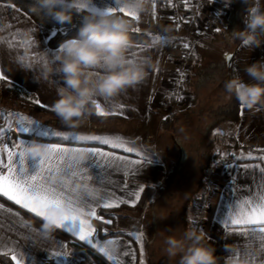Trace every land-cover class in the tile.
Wrapping results in <instances>:
<instances>
[{"label":"crops","instance_id":"crops-1","mask_svg":"<svg viewBox=\"0 0 264 264\" xmlns=\"http://www.w3.org/2000/svg\"><path fill=\"white\" fill-rule=\"evenodd\" d=\"M218 3L225 4L226 13H223L227 18L228 1L210 0L209 6H216ZM90 6L104 9L115 7L116 4L115 0H92ZM254 7L264 10V0H255ZM84 10L89 12L88 8ZM212 12L217 19V22L215 20L214 22H216V30L218 31V28L225 25V21L220 19L217 11L214 13L213 10ZM167 17L169 16L161 10L160 0H150L149 11L139 16V19H135L143 22L144 30L154 35L155 41L149 45L131 44L127 51V57L135 59V61L148 59L151 67L148 68V75L145 80L128 88L119 96L97 98L105 111L117 113L108 115L114 116V118L100 122L98 131L104 130L107 123L113 121H141L142 127L144 126L143 130L147 132L146 138L152 137V133H148L150 125L155 122L152 115H156L157 121L160 122L161 117L155 112L162 105L171 89V78L178 64L172 70L160 67V65L163 63L165 66L167 63H171V60H175L174 62L177 63L180 55V51L172 44L166 54L162 52L165 49V38L168 36L167 28H170ZM180 29L183 35L176 36V38L184 42H192L198 35L200 36L199 33L194 34L185 26L180 27ZM213 31L205 35L211 37ZM51 35V30L34 24L19 9L10 4L0 3V73L7 77L5 81L16 84L32 94L37 109L45 113L51 110L54 101L57 99V89L62 86L61 74L56 71L48 74L45 78L46 68L51 66L55 69L59 63L55 56L61 53L58 48L62 44L57 48L48 47L47 40ZM157 37L161 39L158 40ZM260 38L264 40V33L260 34ZM242 44L240 40H237L238 50L235 47V49L230 47L229 66L235 70L233 77L237 75L241 77L240 66L244 59L241 53L245 49V44ZM194 52L200 57L195 48ZM252 53L249 64L264 59V45L252 49ZM96 71L103 72L104 70L97 69ZM244 81L246 83L253 82L250 81V78H246ZM183 89L180 91L183 103H177V107L180 109L192 107L196 103L193 92L188 91L189 89L185 91ZM120 105L123 107H119ZM51 131L57 132L58 130L54 128ZM4 132L9 133L11 137L5 144L8 145L10 151L16 153L20 149L14 147L15 144H18L21 139L31 140L21 137L18 131L8 130ZM0 133H2L1 130ZM234 136L237 150L232 152L229 161L215 163L212 168V176L215 178L218 187L210 197L204 224L200 230L207 233V243L215 247V254L218 258L217 264H264V233L259 232V228L264 226L232 225L230 223V218H237L242 207L244 211H247L248 207L259 204L261 197H264V184L261 183L260 171L264 169V107L253 111L240 105V120L234 130ZM70 141L87 143L88 145L52 144L73 150L81 149L80 152L73 151L69 155L87 162L90 166L83 168L81 175L74 177L58 176L55 179L72 181L70 188L75 190L79 206L85 213L83 218L91 224L92 228L94 218L87 215L91 209L97 212L98 209L135 205L139 200L136 199L135 194L139 193L140 197L142 193L140 189H144L146 186L160 187L171 168L161 160L113 149L96 141ZM5 144L0 146V160L7 163V153L2 151ZM90 148L115 153L125 157L126 160L117 162L116 166L105 167L106 158L96 156L94 158L95 163L91 164L88 162L93 159L88 152ZM17 158L14 157V160ZM129 160L140 161V163H128ZM145 161H151V163ZM28 163L31 166L32 161L29 160ZM96 164H99V167ZM25 166L28 167L27 164ZM3 174H7L6 168L3 169ZM0 197L10 202L0 200V255L8 256L12 264H17L16 260L12 259L13 256H16L21 264H45L46 262L79 264L78 255L70 247V242L73 241L90 248L99 257L98 259L106 264H148L146 251L148 237L143 232L138 235L141 237L140 240L134 237L127 239L121 236L101 239L94 232L92 239L97 247L93 248L68 232L67 227L56 228L51 233L46 234L42 229V222H44L42 218L36 217L35 213L16 204L15 201L2 194ZM247 200H251L253 204L244 206V201ZM106 203L118 204V206L104 207L103 205ZM120 214L121 217H118L117 220L130 216L126 212ZM253 228L256 231H253ZM116 229L130 235L128 226L123 228L116 223ZM153 231L156 233L157 230L154 229ZM179 233L180 230H178ZM157 237L149 240L150 250L163 247L161 245L163 238L159 237L160 240L157 241ZM101 247L106 248L112 259L99 251ZM55 252H67L68 256H52L51 254ZM149 253L156 264H160L162 261L168 263V259H162L161 256L156 258L153 252L149 251ZM172 263L177 264L176 259L170 264Z\"/></svg>","mask_w":264,"mask_h":264},{"label":"clouds","instance_id":"clouds-1","mask_svg":"<svg viewBox=\"0 0 264 264\" xmlns=\"http://www.w3.org/2000/svg\"><path fill=\"white\" fill-rule=\"evenodd\" d=\"M130 13L138 17L149 11L150 0H117ZM92 0H35L33 10L43 12L59 24L73 21L74 15L87 9ZM245 28L230 35L252 49L264 45V10L247 9ZM133 24L127 17L110 12L107 8H94L84 15L77 34L62 43L63 51L55 57L57 67L46 68L45 78L53 71L61 74L62 86L52 108L58 120L68 127H78L97 113L98 97H117L130 87L141 83L148 75V59L130 61L127 51L132 44ZM103 68V72L97 69ZM246 83L238 75L225 81L227 97H235L248 110L264 107V59L249 64ZM50 145L30 142L26 151L34 158L48 154ZM68 209L49 207L42 229L46 234L57 228ZM164 218V217H160ZM164 235L162 252L170 260L179 257L177 264H217L215 247L207 243V233L195 227H185L177 235Z\"/></svg>","mask_w":264,"mask_h":264},{"label":"rangeland","instance_id":"rangeland-1","mask_svg":"<svg viewBox=\"0 0 264 264\" xmlns=\"http://www.w3.org/2000/svg\"><path fill=\"white\" fill-rule=\"evenodd\" d=\"M205 4L207 5L208 10L207 12L206 11L204 12V15H208V14L210 15L214 10V13L216 11L218 12V15L220 16V19L222 21H226V17L224 16V13H226L225 4L218 3L216 4V6H211V7L209 6V3H205ZM167 20L170 21V18L167 17ZM244 28H245L244 25L240 23H236L229 30L225 31L222 34L217 33L213 37H209V35H204V36L198 35V37L192 40V42L187 43L191 46L193 52H194V48L199 52L201 57L200 60L201 65H200V70L197 71V74H199V76L198 75L195 76V79L197 80L195 79H193V81L190 80L191 85L193 84L191 86L192 89L188 90L187 86L188 85L190 86L189 80L183 81L182 89L184 88L183 89L184 91L185 90L191 91L197 94L198 96L196 99L197 104L193 105L192 107V112L190 113L189 116L188 125L182 127V130L180 129L179 132L165 131L164 129H162L159 125V122L157 121L156 115H152V118H155V122H153L152 125H150V129L148 132V133H152V137H147V138H146L147 132L143 130L144 126L142 127L141 121L138 122L120 121V120L113 121L111 123H107V127L104 130L98 131L100 122L92 121V119L90 118L85 122H83L82 124H80L78 127H68L66 125H63L58 120L56 115H53L48 112L47 113L40 112L37 109L36 105L30 100V98L24 99L23 97H17L16 95L9 92L6 86L4 85L0 86V130L2 132L8 130L18 131L17 120L20 116H22L34 122H39L40 125L46 126L49 130L55 128L58 131H63L65 135H68L69 140H73L71 138L72 136H77V137L118 136L121 137L123 141L127 142V146L133 147L135 149V151L132 153H135L143 157L158 159L159 161L161 160L167 163L168 167L177 168V171L179 170V172H181L183 177L176 178V176L179 177V175L178 173L177 175L175 174L176 175L175 179L173 180V183L171 185L172 190L169 189L171 193L164 194L163 196L158 197L155 203L153 204V206L150 207V209L146 210L143 215H138L130 211H122V212H126L127 214H130V216L128 217L129 219L120 218L117 220L118 217H121L120 213L122 212H120L116 216L117 225L123 228H127L128 226L131 237L137 239L139 233L143 232L148 237L147 238L148 243L146 244L148 245L149 248V242H150L149 240H152L153 237L158 236L156 238V240L158 241L160 240L161 237L163 238L164 235L172 234L171 230L175 229L176 227V222H175L177 219L176 214L180 210V205L185 200L186 195L189 194L188 193L189 188L193 189L195 185L194 184L195 177L193 171L194 170L197 171L195 165L197 163V160L201 156V155L197 156V154H195V152L199 150L197 149V147L201 146L203 142L212 139L216 135L220 136L222 134H228V133L230 134L233 131V129H236V127L233 128V126L227 127L226 124L222 122L217 123V121H214L213 119L208 117L209 115L208 113L209 110L215 109L225 100L226 93L224 91V86L218 88L217 84L219 80H222L223 72L224 74L230 73L229 80L232 79L234 76L235 70L232 68V66L227 67L226 60H227V56L231 52V49L233 48L232 46L235 45L238 39L233 38L230 34L235 30H243ZM218 30H220V28H218ZM167 35L168 36H166L165 38V49L162 51L163 54H166L168 52L167 50L169 46L173 43V41L176 39V36H182L183 32L180 28L174 31L170 27L167 28ZM154 41H155V36H154ZM183 43L186 42L183 41ZM184 47L186 51L187 48L186 46ZM230 47L232 48L230 49ZM241 54L244 57L243 59L244 61L242 60L241 62L240 75L242 79L245 80L246 78H249L245 73L244 69L249 65L251 61L252 58L251 56L253 54L252 48L245 45V49ZM181 56L182 54L180 53L177 63L174 62L175 60H171L170 61L171 63H167L165 66H163V63H161L160 67L161 66L166 67L169 68L170 70L176 68V65L179 64V60ZM176 70H174V72ZM187 76L189 79L188 72H187ZM171 79L173 80V77ZM195 82H197L196 86L194 84ZM211 90H214V92H217V94L212 99H209L205 95V93ZM180 91L181 89L178 90L179 95H178L177 103H183ZM218 93L220 96L218 95ZM218 96L220 99H218V101H215ZM165 101L166 100L163 101L162 105L155 112L160 115L161 119L165 117V115L171 112L172 110L170 109V107L164 106ZM10 113H14L18 115H9ZM33 127L35 126L33 125ZM77 140L79 139H75V141ZM218 142L219 141H217V143ZM118 150H123V149H118ZM222 154H228V157L230 158L232 152L230 151L228 152L224 150L222 151L221 155ZM212 171L211 174L207 178H205V180H207L209 177H212ZM178 183L179 184L189 183V185L187 186L177 185ZM204 196H205V189L202 199H206L204 198ZM195 214L196 212H194L193 215L194 218H195ZM160 217H164V218H160ZM154 229L155 231L157 230L156 233H154L153 231ZM178 259L179 257L176 258L177 262ZM161 264H165V263L161 262Z\"/></svg>","mask_w":264,"mask_h":264},{"label":"trees","instance_id":"trees-1","mask_svg":"<svg viewBox=\"0 0 264 264\" xmlns=\"http://www.w3.org/2000/svg\"><path fill=\"white\" fill-rule=\"evenodd\" d=\"M210 0H204L205 3H209ZM228 1V16L225 21V25L220 27V30H214L213 37L215 34L219 33L222 34L225 31L229 30L232 26H234L236 23H240L242 25H245V17L247 15V9H251L255 6V0H227ZM0 3H6L14 6L15 8L22 11L26 16L30 18V20L45 29L51 30L52 35L47 40V45L49 48H57L60 46L63 42L67 41L68 39L74 37L78 29L80 27L81 19L84 15H87L89 12L82 10L80 12H77L74 15L73 21L71 23L67 24H59L56 22L52 17L46 15L43 12H38L33 10V5L35 3V0H0ZM120 15L125 16L122 13H117ZM210 16L217 22L216 16L213 14V12L210 14ZM127 17L129 20H131L133 24V29H139L138 32L132 31L130 33L132 44H142V45H149L154 42V36L152 34L147 33L144 30V24L143 22H140L138 20H135L133 18ZM215 22V24H216ZM172 45L177 48L181 54L185 52V45L186 43H183L182 40L176 38ZM236 46V43L234 46ZM188 74L189 79L187 81L195 79V76L197 74V71L200 70V57L195 52H191V55L189 56L188 61ZM224 77H223V75ZM222 80L218 81L217 87L221 88L224 86L225 81L229 80V74L222 73ZM197 80V79H195ZM190 81V86L188 85V89H192ZM195 82V86H196ZM6 86L7 90L11 92L12 94L16 95L17 97H23L24 99L27 98L35 104L34 102V96L28 92H26L23 88L20 86L7 82L5 80H0V86ZM183 84L179 86L180 89H182ZM194 91V90H193ZM209 93V94H208ZM217 92H214V90H211L209 92H206L205 95L212 99L214 96H216ZM219 95V93H218ZM193 96L197 99V94L193 93ZM220 96V95H219ZM219 96L216 98L215 101H218ZM165 100L168 101V107H170L171 112L165 115L160 122L159 125L162 129L165 131H175L179 132V130H182V127H185L189 123V116L192 112V107H186L183 109H180L177 107V101L170 96L169 92L166 95ZM197 104L196 103L194 105ZM48 113H51L53 115L54 112L52 110H48ZM208 117L213 119L214 121L222 122L226 124V126H233V128L237 127L239 120H240V104L235 99V97H232L229 99L227 97V94L225 96V100L218 105L215 109L209 110ZM212 115V116H210ZM114 116H98L97 114L91 117L92 121L96 122H102L108 119H112ZM210 120V119H209ZM222 125V124H220ZM234 130L229 134H222L220 136H214L212 139L203 142L201 146H198V151L195 152L197 156L199 157V161L197 160L196 163V170L193 171L195 180H194V187L193 189L189 188L188 195H186L185 200L180 205V210L177 212V219H176V227L177 230L176 234H178V230H180V233L184 230L185 227H194V212H196L197 205L201 202L203 198V193L205 189V183L207 178L212 171V168L215 164V162L220 157L222 151H230L235 152L237 150V144L235 142L234 138ZM34 134H24L23 137L27 139H32ZM22 137V136H21ZM220 138V139H219ZM219 139V140H218ZM217 141H219L217 143ZM47 143H57V144H70V145H88L87 143H81V142H74L70 141L69 139L64 140L61 137L52 136L48 137L46 140ZM217 143V144H216ZM178 173L179 177L176 176ZM176 174V175H175ZM176 178H181L183 175L179 170L177 171V168H171L162 185L158 188H153L151 186H146L144 188V191H142L140 198L138 202L133 206H119L117 208L112 209H98L96 212L97 217L99 219L94 218L92 220V226L95 229V234L98 238L104 239L112 236H121L127 239H131V236L124 232L116 229V216L122 212V211H130L133 213H136L138 215H142L146 210L150 209V207L153 206L156 199L158 197L163 196L164 194L171 193L169 191L172 190V183L173 180ZM185 178V177H184ZM177 185H183L187 186L189 183H183V184H177ZM192 185V184H190ZM0 200L10 203L8 200L0 197ZM34 217V216H32ZM35 218V217H34ZM36 220H39L38 218H35ZM110 220L111 223H105L104 221ZM40 221V220H39ZM42 222V221H40ZM43 223V222H42ZM173 229V230H175ZM200 230V229H199ZM179 233V234H180ZM178 234V235H179ZM162 245V244H161ZM70 247L73 249V251L78 255L79 257V264H106L105 262H102V260H99L98 256L88 247L83 246L81 244H78L76 242H70ZM146 251H147V263L148 264H156V261L151 256L150 252H153L154 257L158 258L161 256L162 259H168L162 252L161 248H153V250H150L148 248V245L146 244ZM168 259V263L170 264ZM173 261V260H172ZM0 264H12L11 260L8 256L0 255ZM45 264H53L46 262ZM161 264V263H160ZM173 264V263H172Z\"/></svg>","mask_w":264,"mask_h":264},{"label":"snow or ice","instance_id":"snow-or-ice-1","mask_svg":"<svg viewBox=\"0 0 264 264\" xmlns=\"http://www.w3.org/2000/svg\"><path fill=\"white\" fill-rule=\"evenodd\" d=\"M115 7H108L110 12H121L133 19H139L135 13H130L120 3L115 0ZM91 5V4H90ZM89 5L88 11H93L95 7ZM132 31L138 32L139 29H133ZM156 39H161L157 37ZM187 47V45H185ZM58 51H63L62 45L58 48ZM56 57V56H55ZM135 61V59H129ZM104 70L103 68H100ZM0 80H7V77L0 73ZM119 107H123L120 105ZM241 107H243L241 105ZM97 115L108 116L115 115L116 112L105 111L101 107V103L97 104ZM53 111V108H51ZM9 115H18L10 113ZM33 125L35 127H33ZM17 129L20 136L24 134L34 133L31 140L21 139L18 144L14 147L20 149L18 153L10 151L8 145L5 144L2 151L7 153V163L0 160V194L7 197L10 200L15 201L16 204L21 205L23 208L28 209L30 212L35 213L36 217L46 219V209L49 207H64L68 209L64 218L57 223V229H63L67 227V231L77 236L80 241L91 245L93 248L97 247V244L93 242L92 236L95 229L91 227L83 217L85 213L79 206V200L74 189L70 188L72 181L64 179H55V177H74L82 174L83 168H87L90 165L79 159H76L69 155L70 152H80L81 149H68L60 147L57 144L46 143V140L50 136L62 137L64 140L69 139L68 135H65L63 131L52 132L46 126L40 125L39 122H34L26 117L20 116L17 120ZM73 140H92L98 141L101 144L108 145L113 149H123L124 152H134L133 147L127 146V142L123 141L121 137H109V136H72ZM39 141L50 145L48 154L39 158L32 157L27 151V145L32 141ZM90 156L93 158L91 164L95 163L94 158L100 156L106 158L107 163L105 167L109 165L116 166L117 162L126 160L125 157L116 155L115 153L103 152L95 148L88 149ZM14 157H18L14 160ZM29 160L32 161L29 166ZM151 163V161H145ZM128 163H140V161H131ZM28 165L26 167L25 165ZM99 167V164H96ZM7 169V174H3V169ZM261 183L264 184V169H261ZM243 187V186H241ZM144 191L143 188L140 192ZM136 199L138 200L139 193H136ZM251 200L244 201V206L252 205ZM104 207H114L118 204H104ZM88 216L99 219L94 209H91ZM105 223H111L110 220L104 221ZM227 223V222H225ZM232 225H262L264 226V197H261V202L254 206L248 207L247 211L241 208V212L237 218H230ZM253 231H256L253 228ZM259 232L264 233V227L259 228ZM141 237L137 236V240ZM111 243V241H109ZM101 253L108 256L109 259L112 257L108 254L105 247L99 248ZM52 256H68L67 252L60 253L55 252ZM16 260L17 264H21L20 260H17L16 256L12 257Z\"/></svg>","mask_w":264,"mask_h":264},{"label":"built area","instance_id":"built-area-1","mask_svg":"<svg viewBox=\"0 0 264 264\" xmlns=\"http://www.w3.org/2000/svg\"><path fill=\"white\" fill-rule=\"evenodd\" d=\"M161 10L170 18L169 24L172 30H178L180 27L185 26L188 30H191L194 34L199 33L205 35L210 33L212 30H215L216 24L214 19L208 14L204 15V12H207V5L204 0H160ZM187 50L182 54L178 68L173 74L172 87L169 90L170 96H172L176 101H178V90L179 86L183 84V81L188 79L187 70H188V60L189 55L192 52L191 46L187 44ZM168 105V101H165L164 106ZM9 133L2 132L0 133V146L5 144L10 140ZM245 145V144H244ZM247 147V145H245ZM228 154H222L218 158V163H225L229 161ZM216 162V163H217ZM217 183L214 180L213 176L209 177L206 180L205 186V196L201 202L197 205L196 214L194 218V227L201 229L204 224L205 215L208 209V203L210 197L214 194L217 189ZM209 199V200H208Z\"/></svg>","mask_w":264,"mask_h":264},{"label":"water","instance_id":"water-1","mask_svg":"<svg viewBox=\"0 0 264 264\" xmlns=\"http://www.w3.org/2000/svg\"><path fill=\"white\" fill-rule=\"evenodd\" d=\"M230 57H231V54L227 56V60H226V62H227V67L230 65V62H229Z\"/></svg>","mask_w":264,"mask_h":264}]
</instances>
